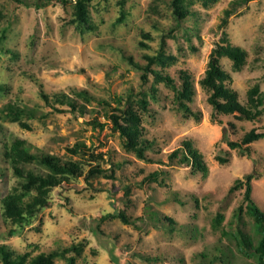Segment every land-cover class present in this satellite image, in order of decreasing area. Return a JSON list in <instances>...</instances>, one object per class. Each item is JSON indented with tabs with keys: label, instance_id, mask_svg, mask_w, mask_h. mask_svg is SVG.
I'll use <instances>...</instances> for the list:
<instances>
[{
	"label": "rangeland",
	"instance_id": "rangeland-1",
	"mask_svg": "<svg viewBox=\"0 0 264 264\" xmlns=\"http://www.w3.org/2000/svg\"><path fill=\"white\" fill-rule=\"evenodd\" d=\"M121 1L86 0L81 22L74 19L75 0L65 4L0 0V141L18 137L31 145L33 153L41 150L78 161L82 168L80 177L48 193L49 205L31 215L29 222L6 218L0 201V246L13 255H36L86 241L75 264H199L200 253L211 256L218 253L217 246H223L231 248L233 256L216 264H254L253 257L240 254L223 231L232 233L240 227L253 241L257 238L245 204L242 213L235 214L243 203L245 185L230 189L249 173L262 175L251 180V195L264 212V137L252 142L246 153L230 148L226 139L239 140L252 127L264 132V110L254 121L216 113L207 101L209 91L199 80L212 49L229 43L245 51V62L235 69L226 56L219 59L229 75L226 84L244 104L254 84L264 93V0L234 7L223 26L224 10L233 8L232 0L207 5L189 0L193 14L180 25L171 0H124V16ZM162 41L165 52L176 57L163 72L177 85L180 70L187 72L194 90L187 105L200 115L199 120L177 109L174 90L162 82L155 84L152 98V76L141 86L140 65ZM80 91H86L88 99ZM130 91V103L141 115V139L152 142L144 152L146 159L125 147L108 118L124 107ZM42 93L50 97L51 105L66 111H56ZM57 94L83 104L85 115L54 103ZM142 97L147 100L146 111L136 103ZM7 103L35 111L37 118L27 121L30 129L5 117L1 108ZM92 119L106 123L105 127L94 128L89 124ZM184 141L200 153L205 173L169 159ZM78 142L85 144L84 152L67 151ZM94 168L103 171L87 178ZM155 170L157 178L146 180ZM15 184L12 168L0 161V200ZM149 210L158 215L153 218ZM120 211L130 224L107 217L100 224L103 240L94 236L90 226L95 219ZM218 214L222 220L213 227ZM12 229L14 234L8 236ZM57 263L65 260L59 258Z\"/></svg>",
	"mask_w": 264,
	"mask_h": 264
},
{
	"label": "trees",
	"instance_id": "trees-1",
	"mask_svg": "<svg viewBox=\"0 0 264 264\" xmlns=\"http://www.w3.org/2000/svg\"><path fill=\"white\" fill-rule=\"evenodd\" d=\"M57 1L61 4L68 2V0ZM212 1L214 0H202L204 5ZM248 1L250 0H232L231 5L233 8L224 10L225 17L222 18L220 25L223 26L227 23V18L233 12L234 7L243 5ZM74 4V19L81 22L85 21L86 0H75ZM189 5V0H171V6L178 25L193 14L189 9ZM36 6L38 7L39 4ZM121 7L123 8H121L123 10H121V16H124V0L121 1ZM0 17H2L1 14ZM164 46V41H162L155 54L145 56V64L140 65L142 70L140 75L141 86H145L152 76L154 80L151 86L152 98L156 96L155 84L162 82L174 90V101L177 109L182 110L184 115L192 116L195 120H199L200 115L187 105V103L191 102L194 93L193 85L187 72L180 70L179 85L175 83V80L168 73L163 72L166 67L176 60L175 56L165 52ZM222 56L229 58L235 69H240L245 62V51L239 46L222 43L217 44L212 49L209 54L207 68L204 71L203 77L199 80L201 87L210 93L207 101L211 104L216 113L232 114L238 119L254 121L260 115L261 111L264 110V93L260 91L259 85L256 83L247 91L246 104L241 103L237 91L226 84V79H229V75L219 64V59ZM78 94L88 99L86 91H80ZM132 94L133 92L130 91V93L126 95L124 107L118 109L119 113L110 114L108 118L111 121L112 130L119 132V136L125 147L133 152L137 158L146 159L144 152L152 146V142L141 139V115L139 111L132 106V102L130 103ZM42 97L47 104L51 105L48 95L42 93ZM53 102L67 104L70 107V111L78 110L80 115H85V106L83 104H78L77 101L66 94L54 95ZM118 102H121L120 98H118ZM136 103L142 111L147 110V100L144 97L138 99ZM51 106L58 112L66 111V109L56 107L54 104ZM1 112L9 121L18 122L26 129H30L27 121L37 118L33 109L27 106H18L14 103L5 104L1 108ZM89 124L93 125L94 128L98 127L100 129H103L106 125V123H100L96 119H92ZM261 137H264V132H259L257 128L252 127L250 130L246 131L239 140L232 141L226 139V143L230 148H238L242 153H246L250 149V144ZM0 144V161L12 168L13 175L16 179L15 186L5 193L0 200L4 216L10 218L13 222H29L31 215L49 205L48 193L54 187L82 175V168L78 161L62 159L41 150L33 153L30 151L31 145L24 139L15 137L10 142L1 139ZM84 147V143L78 142L71 148L67 147V151L72 154H77L79 152H84ZM169 159L171 161L176 160L182 165H191L193 170H199L203 173L206 171L200 153L192 148L190 141H184L182 146L171 151ZM218 160L225 163L227 158L218 157ZM112 165L114 167L119 166L115 163ZM102 171L103 170L100 168L91 169L86 177L95 176ZM158 174L159 171L155 170L149 173L145 179L155 180ZM261 176L249 173L244 179H236L233 187L230 189H239L242 185H245L242 199L243 203L238 206L235 214L239 216L244 209L243 204H245L246 213L253 219L255 233L257 234L256 240L253 241L252 237L247 235L240 227L232 233L225 230L223 231V234L232 239L236 250L240 254L253 257L254 264H264V212L256 204L251 195V180L258 179ZM148 214L154 218L155 215H158V212L149 210ZM107 217H118L123 223H131L130 219L127 218V215L123 211L102 215L100 218L95 219V222L90 226L92 233L98 239L100 238L99 240H103V238H101L103 237V231L100 224ZM164 217L171 225L174 224L173 219L167 216ZM221 220L222 216L220 214L216 215L213 220V227H217ZM14 232L13 229L10 230L8 236H11ZM85 244L86 241H80L63 247L61 250L54 249L48 252H39L36 255H30L28 252L13 255L11 250L2 245L0 246L1 262L2 264H58V259L63 258L65 260L64 264H75V256L81 253ZM215 250L218 253L211 256H208L207 252L200 253L202 261H200L199 264H216L218 260L221 262H229L233 256L232 250L229 247L217 246ZM148 259L149 258H147V260ZM154 259L158 258L155 257Z\"/></svg>",
	"mask_w": 264,
	"mask_h": 264
}]
</instances>
